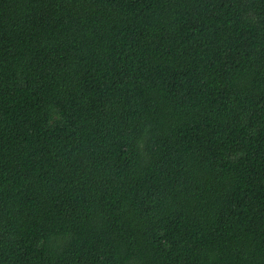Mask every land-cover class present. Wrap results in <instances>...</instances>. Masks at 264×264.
Here are the masks:
<instances>
[{
    "label": "trees",
    "instance_id": "16d2710c",
    "mask_svg": "<svg viewBox=\"0 0 264 264\" xmlns=\"http://www.w3.org/2000/svg\"><path fill=\"white\" fill-rule=\"evenodd\" d=\"M0 264H264V0H0Z\"/></svg>",
    "mask_w": 264,
    "mask_h": 264
}]
</instances>
